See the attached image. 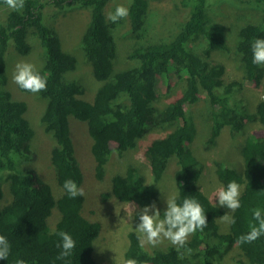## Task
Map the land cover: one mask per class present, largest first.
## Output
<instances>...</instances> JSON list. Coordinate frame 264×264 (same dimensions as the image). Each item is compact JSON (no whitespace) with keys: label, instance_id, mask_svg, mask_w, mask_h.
<instances>
[{"label":"trees","instance_id":"16d2710c","mask_svg":"<svg viewBox=\"0 0 264 264\" xmlns=\"http://www.w3.org/2000/svg\"><path fill=\"white\" fill-rule=\"evenodd\" d=\"M110 1L50 0L41 3L25 0L23 10L16 12L0 0V10H7L5 21H0V235H4L11 245L10 255L6 260L0 259V264H15L17 259H23L26 264H95L93 242L100 234V224L83 217V196L70 198L63 188L64 181L69 178L78 188L83 183L82 172L74 157L69 117L87 126L98 179L103 177L114 149L120 155L133 149L136 142L152 130L163 125L176 126L147 146L151 183L145 182L137 168L129 167L125 175H116L112 179L110 194L102 197L113 196L119 202L132 203L140 209L154 204L158 194L156 185L162 180L171 158H175L174 178L180 198L189 196L198 200L205 210L207 226L190 235L184 247L179 249L157 245L147 250L132 230L127 235L129 244L124 258L147 261V264H221L231 249L237 247L244 260L236 264H264V235L252 243H236L240 235L249 231V223H255L252 210L259 208L264 213V136L251 133L246 137L241 148V172L215 163L217 179L224 187L230 180L241 186V206L231 213L229 229L224 233L219 232L217 219L225 215L227 208L215 207L200 191L201 164L189 149L196 129L185 108L198 102V87L206 92L210 107L212 124L206 144L214 146L227 127L232 135L239 134L244 129L243 126L240 130L244 121L256 122L264 129V100L256 104L253 113L244 111L242 105H231V98L242 85L231 82L224 86L225 68L205 60L216 51L228 50L225 28L212 22L206 12L209 0H176L182 10L188 11L177 33L166 42L138 44L126 58L137 64L119 71L114 66L116 48L111 31L120 21L107 22L104 15ZM252 1L260 6L261 19L258 25H247L239 30L235 52L243 63L247 81L259 87L264 69L252 62L250 45L255 38H264V0ZM47 5H53L58 11L72 7L89 11L90 19L81 38L80 50L92 68L94 79L101 83L91 102L80 98L84 88L78 81L65 78L76 69L77 60L62 49L56 29L45 23L43 11ZM147 10L148 0H130L129 33L137 40L143 38ZM29 37L39 41L45 56L44 64L38 70L47 77L46 90L39 92L47 97L40 122L55 142L50 160L57 186L62 189L58 198L36 173L21 169V164L31 159L34 132L25 115L26 103L14 100L6 87L7 49L12 46L20 56L28 55L31 51ZM201 38L205 47L201 55H196L191 43ZM148 75L152 79H148ZM173 78L185 79L186 88L181 96L162 111L153 109L151 102L156 99L157 84L163 81L168 85ZM17 89L30 93L18 86ZM5 189L9 201L4 199ZM54 211L60 216L51 226L49 221ZM138 223L135 214L133 226ZM60 231L70 233L76 242L72 255L64 259H57L61 251L57 246ZM189 248L190 254L186 251Z\"/></svg>","mask_w":264,"mask_h":264},{"label":"rangeland","instance_id":"374dc122","mask_svg":"<svg viewBox=\"0 0 264 264\" xmlns=\"http://www.w3.org/2000/svg\"><path fill=\"white\" fill-rule=\"evenodd\" d=\"M41 3L50 0H39ZM209 0L206 12L212 22L223 25L226 44L228 50L225 52H214L211 57L205 58L210 64H219L225 68L223 76L224 86L231 82L242 85L240 91L230 100L231 105H242L244 111L253 113L256 104L264 100V78L259 87L253 82L247 81V74L238 53L235 50L238 44V32L247 25H258L261 19L260 6L252 3V0ZM129 0H111L104 9V15L107 22L109 12H114L117 5H123L128 8ZM7 11V10H6ZM6 11L0 10V21L6 19ZM187 10H182L176 0H148V10L145 17L143 34L141 39L137 40L129 33L130 24L128 17L120 19V23L111 31L115 48L116 57L114 61L115 70L128 69L137 64L134 61H128L129 51L138 44H150L156 42H166L177 33L181 24L185 21ZM43 18L47 25L54 27L59 35L62 49L77 60L76 69L66 75L67 80L78 81L84 88L83 95L80 98L83 101L91 102L95 97L97 89L101 83L96 81L92 74V68L81 55L80 42L82 35L90 19L89 11L84 8H65L58 11L53 5H47L43 11ZM30 39V37H29ZM31 51L26 56L17 54L10 46L6 52V75L7 89L10 91L14 100L23 101L27 105L26 118L34 132L31 142L32 156L29 161L21 164L23 171L30 170L43 181L49 184L55 198L62 194V189L57 186L55 171L50 160V151L55 142L53 138L44 131L40 122L45 106L44 98L41 93H24L17 89L13 81L15 66L19 62H28L34 65L36 70L42 68L45 56L39 41L35 38L29 40ZM205 44L201 38L199 41L191 43V49L196 55H201ZM264 69V65H261ZM148 79L152 76L148 75ZM186 88L185 79L173 78L169 84L165 85L163 81L157 84L155 89L156 99L151 102L153 109L162 111L175 98L181 96ZM198 102L185 108L188 116L195 123L196 135L193 143L189 146L192 155L200 161V177L198 186L204 196H206L212 205L220 206L215 192L222 187L221 182L216 176L215 163L219 162L227 168L241 172L243 169V159L241 148L246 137L251 134L264 136V129L258 123L244 121V129L239 134L232 135L230 129L224 128L215 142V145L206 144L211 133V115L210 107L207 102L206 92L199 88ZM69 131L74 144V157L82 172L83 183V206L82 215L91 222L100 224V234L93 242V259L95 264H120L121 258H124L125 251L129 244L127 235L129 232H135L133 226V217L140 211V208L132 203H122L109 196L104 199L102 195H109L112 179L116 175H125L129 167L137 168L138 173L144 178L146 183H151L152 179L149 173V163L146 158V149L153 141L161 139L174 130L176 126L163 125L152 130L136 142V146L120 155L113 150L108 162L105 165L104 174L101 179L96 177L95 162L91 154V139L87 135V126L85 123L69 117ZM177 165L175 158H171L162 180L156 185L158 194L157 201L154 203L160 212L166 210V198L175 193V172ZM5 186V185H3ZM5 188H7L5 186ZM5 201H9V194L5 189ZM128 204L135 205L132 218H129ZM232 210L226 209L225 215L229 219L219 218L217 224L219 232H227ZM57 211L49 221L52 226L59 218ZM151 214V212L149 213ZM133 230V231H132ZM136 233V232H135ZM137 234V233H136ZM138 235V234H137ZM189 238V237H188ZM141 242V240H140ZM142 244V243H141ZM147 250L154 249L147 243L142 244ZM159 247L173 246L168 240L163 239ZM157 247V246H155ZM244 260L237 247H233L227 255L225 261L221 264H236L237 261ZM185 264V262H181ZM247 264V263H246Z\"/></svg>","mask_w":264,"mask_h":264},{"label":"clouds","instance_id":"9594fccd","mask_svg":"<svg viewBox=\"0 0 264 264\" xmlns=\"http://www.w3.org/2000/svg\"><path fill=\"white\" fill-rule=\"evenodd\" d=\"M130 2V0H129ZM4 3L13 11L21 12L25 7V0H4ZM128 8L117 5L114 12H109L107 19L110 22H117L127 17ZM252 62L256 65H264V38H255L251 42ZM14 83L22 90L30 93L45 91L47 88V77L35 69L34 65L28 62H19L15 66L13 74ZM111 156V155H110ZM63 188L70 198L83 196V189L78 188L76 182L69 178L63 183ZM241 186L235 180H230L226 187L222 186L215 192L220 206L226 207L232 212L240 208ZM135 205L128 204L129 218ZM151 212V214H149ZM139 223L135 226V232L141 243H147L153 247L157 246L163 239L168 240L177 248H183L188 237L197 231H203L207 226L205 210L194 197L184 196L180 198V191L176 188L175 193L166 198V210L161 215L155 204L146 205L136 213ZM222 218L229 219L228 215ZM252 219L255 223H249V231L240 235L236 243H252L264 235V213L261 209L252 210ZM235 223V220H231ZM60 243L57 245L61 251L57 259H64L72 255L76 242L70 233L60 231L57 233ZM189 254L191 249L186 250ZM11 252V245L4 235H0V259L6 260ZM15 264H26L23 259H17ZM120 264H147V261H138L135 258H121Z\"/></svg>","mask_w":264,"mask_h":264}]
</instances>
